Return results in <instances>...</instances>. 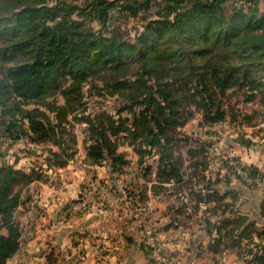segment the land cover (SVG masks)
<instances>
[{
    "label": "trees",
    "instance_id": "obj_1",
    "mask_svg": "<svg viewBox=\"0 0 264 264\" xmlns=\"http://www.w3.org/2000/svg\"><path fill=\"white\" fill-rule=\"evenodd\" d=\"M51 1L0 0V136L48 145L47 168H63L78 152L73 125L86 124L87 163H106L113 174L123 173L130 160L119 147L130 140L139 163L151 155L158 158L154 192L174 182L177 188L191 189L198 202L194 210L202 202L220 206L227 194L213 190L205 175L209 163L204 161L198 170L196 162L185 173V160L175 147L191 115L186 107L203 110L204 119L213 124L226 117L221 97L227 89L246 90V99L263 92L262 77L257 76L264 67V15L256 0H247L253 6L242 8L231 0H161L157 17L133 41L108 28L114 2ZM154 1L123 0L121 7L138 16L150 11ZM90 22L99 23L100 29ZM91 77L111 95H119L117 116L104 110L83 112V87ZM30 105L34 107L28 109ZM125 111L129 115L123 116ZM0 154V264H7L20 247L15 212L22 191L35 181L48 182L49 175L44 167L29 172L17 168ZM229 208L224 204L216 216L220 223L214 224V250L229 235H234L233 246H241L256 234L248 215ZM259 215L264 219V199ZM229 225L234 227L222 235ZM256 235L263 240L264 227ZM255 245L259 249L251 253V264H264V245Z\"/></svg>",
    "mask_w": 264,
    "mask_h": 264
},
{
    "label": "crops",
    "instance_id": "obj_2",
    "mask_svg": "<svg viewBox=\"0 0 264 264\" xmlns=\"http://www.w3.org/2000/svg\"><path fill=\"white\" fill-rule=\"evenodd\" d=\"M255 5L260 15H264V0H256ZM38 155L32 152L29 160L22 157L7 161L29 172L35 167L32 160L40 158ZM86 159L85 150L76 152L63 168H47L46 162L43 167L48 169L49 181H35L24 187L21 204L15 212L20 225V247L7 264H154L138 226L140 217L154 226L161 247L174 257L176 264H235L231 257H235L234 249L238 246L223 240L218 250L211 247L218 238L214 224L219 219L210 215L216 202H202L196 211L198 202L188 195L183 214L177 212L175 183H164L165 190L154 192L152 186L159 182L157 171L151 170L153 178L143 180L144 185L136 190L145 196L141 207L146 208L140 209L137 215L136 202L133 203L131 207L137 218L133 219L124 210L129 207L125 202L129 197L123 190L128 169L122 175L113 174L108 164L91 165ZM128 159L129 166L136 164ZM2 163L0 156V166ZM223 172L219 169L215 176L209 168L205 172L213 184L218 178L213 190L220 195L227 194L220 205L228 204L229 194H237L234 186L221 184ZM89 190L93 193L89 195L87 207L72 211V206L81 202ZM1 233L7 235V230ZM254 239L257 238L253 236V243Z\"/></svg>",
    "mask_w": 264,
    "mask_h": 264
},
{
    "label": "rangeland",
    "instance_id": "obj_3",
    "mask_svg": "<svg viewBox=\"0 0 264 264\" xmlns=\"http://www.w3.org/2000/svg\"><path fill=\"white\" fill-rule=\"evenodd\" d=\"M58 1L63 0H52L51 3H57ZM66 1L73 2L74 0ZM84 1L85 0H75L74 2L83 4ZM109 1L114 2V6L110 10L108 28L120 31L123 38H128L132 41L143 31L147 21L157 17L156 12L160 11L163 6V1L159 0L156 2L155 0L153 2V8L150 11L142 12L138 16H131L129 13L122 10L121 5L123 0ZM235 1L236 0H231V5L235 3ZM229 7H231L230 4ZM89 25L97 30L100 29V25L97 22H90ZM263 68L264 67L259 69L257 77L260 75V77H262L261 81L264 83ZM245 91L246 90L238 86L226 90V95L221 97L222 108L226 113V117L213 124H210L204 119L203 110L198 109L194 105L186 107L185 109L189 110L188 112L191 115H188L190 116L189 119L180 129L179 141L176 144L175 150L177 155L180 157L182 156L185 160V173H191L193 168H195L196 162H200L197 169H201L200 165L203 164L204 161L209 163V169L213 176H215V173L219 169L224 171L225 177L221 179L223 181L221 184L223 186L229 184L230 186H234L237 190V196L228 193L227 203L231 206L228 211L247 214L250 218L249 222L255 223L253 230L257 234V232H261L264 227V219L259 215L260 205L264 199V90L263 92H256L252 99H246L245 95L248 94H246ZM83 93V112L85 114L104 110L117 116L122 104L121 98L119 95H111L109 90L104 89L103 82L91 77L89 81L84 84ZM53 99L54 98H49L50 101ZM58 101L64 103L62 97H58ZM33 107V105H30L27 108L32 109ZM82 113H79L80 116H82ZM122 115L127 116L129 114L125 111L122 112ZM225 123H228V128L224 127ZM72 128V132L77 140L74 148L76 151L84 152L86 150L84 140L87 137V126L86 124L75 123ZM239 134H244L251 140V145L249 147L233 142V139ZM5 137L7 136H0V153H2L9 162L10 159L15 161V159H21L22 157L29 160L32 158V152H35L39 154L38 157L40 158L36 160L31 159L32 165H35V167L44 166L49 150L48 145L33 143L28 138L24 137L16 142L13 141L8 147L4 148L2 146V139ZM123 141L124 140H121L120 143ZM29 142L35 145H29ZM130 143V140L127 143L123 142L119 147L121 152H125L127 157L130 158L132 162L134 161L136 163L135 165L132 164L126 167L128 172L126 173L127 178L123 182V190H125V196L130 198L125 202H128L127 204H129L128 206L131 211L133 213L137 211L138 215L139 210L146 207H141V203H144L145 196L141 192H136V190L141 189L142 185H144L143 180L153 178L150 172L151 170L157 171L158 158L155 155H151L146 158L143 164H140L139 156ZM52 148L57 149L55 146H52ZM231 149L236 153L235 158L237 159L238 165L243 167L244 170L250 174V180L237 174L236 170L230 165V160L226 157L228 156V151ZM122 174L123 173H120L119 175ZM217 180L218 178H216L215 185L218 184ZM198 181L199 179L197 178L196 183ZM211 181L213 180L211 179ZM204 183H206V181L203 179L200 180V185H204ZM175 193L177 194L175 196V204H177L176 211L183 214L184 208L187 205L185 202L186 198L191 196L193 199L194 196L192 197V194H190L189 189L186 187L181 189L176 188ZM135 202L136 204L134 206L136 207V211L131 207ZM123 205H125V203ZM223 210L224 202H222L220 206L216 204L211 209L210 215H220ZM130 216L133 219H137L134 214ZM233 227L234 225H229L226 230H223L222 235L226 234L225 231ZM256 234L254 233L253 235L254 238H257L256 240L254 239L255 243L264 245V239L258 240ZM229 241L230 243L232 242L231 244H235V242H233L234 235H229L226 238L225 242L229 243ZM255 243L245 239L241 246L238 245V247H236L237 249H234L236 255L235 257H231V259L235 264H251V253L259 249L258 245H255Z\"/></svg>",
    "mask_w": 264,
    "mask_h": 264
},
{
    "label": "built area",
    "instance_id": "obj_4",
    "mask_svg": "<svg viewBox=\"0 0 264 264\" xmlns=\"http://www.w3.org/2000/svg\"><path fill=\"white\" fill-rule=\"evenodd\" d=\"M235 6L238 8L253 6V2L247 0H236ZM224 127L228 128L229 127L228 123H225ZM11 143H13L12 138L5 137L2 139V146L4 148L8 147ZM29 145H35V144L29 142ZM227 154L228 156L226 158L227 159L229 158L230 160L229 163L236 170L237 174L242 175V177H245L246 179L250 180L251 179V177L249 176L250 174H248L243 167L238 165L237 159L235 158L236 153L234 152V150L231 149L230 151H228ZM92 193L93 190H89L88 193L84 195L81 202L72 206V211H77L86 208L89 201V195ZM124 210L129 215H133V212L129 207H124ZM137 221H138V226L142 229L144 233L145 245L147 247L151 261L154 264H176L174 257L161 247L154 226L147 219L142 217L138 218Z\"/></svg>",
    "mask_w": 264,
    "mask_h": 264
},
{
    "label": "water",
    "instance_id": "obj_5",
    "mask_svg": "<svg viewBox=\"0 0 264 264\" xmlns=\"http://www.w3.org/2000/svg\"><path fill=\"white\" fill-rule=\"evenodd\" d=\"M233 142L246 147L251 145V140L248 139L244 134H239L233 139Z\"/></svg>",
    "mask_w": 264,
    "mask_h": 264
}]
</instances>
